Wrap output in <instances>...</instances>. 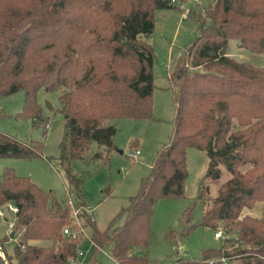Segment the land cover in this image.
Segmentation results:
<instances>
[{
    "label": "trees",
    "instance_id": "obj_1",
    "mask_svg": "<svg viewBox=\"0 0 264 264\" xmlns=\"http://www.w3.org/2000/svg\"><path fill=\"white\" fill-rule=\"evenodd\" d=\"M183 1L0 0V98L23 92L17 115L46 128L37 92L56 93L64 117L59 158L95 252L108 248L117 264H153L131 251L150 242L154 203L184 196L186 149L194 147L208 157L198 199L204 180H218L222 168L229 177L198 221L181 227L177 237L173 230L167 237L174 246L181 236L206 227L218 241L202 249L199 258H175L168 264H264V205L261 217L241 214L264 201V67L227 54L233 38L244 49L264 52V0H209L200 14L187 16L197 35L167 74L175 104L172 132L136 195L121 208L119 225L113 219L106 229L97 227L80 193L81 178L70 170V162L84 158L92 142L101 148L92 158L108 159L116 133L108 120L151 117L155 55L142 36L153 31L154 11L179 9ZM46 105L52 108L49 101ZM40 148L0 132V157L31 159ZM7 203L16 207L8 264H70L76 259L80 235L63 233L65 227L79 231L69 202L7 167L0 175V206ZM183 220L189 222L187 213ZM218 228L223 236L215 238ZM0 264H5L1 258Z\"/></svg>",
    "mask_w": 264,
    "mask_h": 264
},
{
    "label": "rangeland",
    "instance_id": "obj_2",
    "mask_svg": "<svg viewBox=\"0 0 264 264\" xmlns=\"http://www.w3.org/2000/svg\"><path fill=\"white\" fill-rule=\"evenodd\" d=\"M208 2L209 0H185L178 5L179 9L154 11L153 31L148 36H142L152 46L155 55L151 117L108 120L116 127L115 148L109 152L108 159L103 161L92 158V154L101 149L92 142L84 158L73 160L69 164L72 173L81 178L80 193L92 207L95 223L100 230L106 229L113 219L115 225L122 222L123 216L119 214L121 208L126 207L129 198L136 195L140 181L149 174L157 152L169 140L175 104L167 74L173 70L178 54L197 35L195 22L187 16L200 14ZM227 54L239 61L264 67V52L255 53L244 49L239 46L237 39L229 40ZM37 101L42 116L48 120L46 128L41 124L34 125L30 118L17 115L24 105L23 92L0 98V132L22 142L31 141L41 145L38 157H0V175L4 168H11L17 175L28 177L43 190L51 191L60 202L74 203V188L68 182L64 165L59 158L64 117L57 110L60 104L56 93L40 89ZM46 101L50 102L52 108L46 105ZM233 127L236 128V124ZM136 149L139 153L134 158L129 156V152ZM185 158L187 176L184 181V196L162 198L154 203L150 242L146 248H133L131 251L133 255L146 256L153 264H168L175 258L189 256L199 258L202 249L212 247L218 241L212 238V231L206 227H198L181 236L174 246L167 237L171 230L174 231V237H177L182 231L181 227L198 221L211 204L218 185L229 177L222 168L218 180H204L205 191L202 198L198 199L199 185L206 172L208 157L205 151L188 147ZM5 205L0 206L4 213L0 215V240L5 237L7 242L4 243V248L0 245V258L8 264L6 251L11 253L15 234L11 228L13 213ZM263 205L264 201H258L252 208L243 209L241 214L261 217ZM184 213L188 214L189 222L183 220ZM79 235L77 257L70 264H117L108 248L95 252L89 240L88 227L81 234L79 232ZM39 244L45 245L48 242L40 241Z\"/></svg>",
    "mask_w": 264,
    "mask_h": 264
},
{
    "label": "built area",
    "instance_id": "obj_3",
    "mask_svg": "<svg viewBox=\"0 0 264 264\" xmlns=\"http://www.w3.org/2000/svg\"><path fill=\"white\" fill-rule=\"evenodd\" d=\"M181 2L178 3V5H180ZM182 7V6H181ZM139 151L136 149L135 151H130L129 152V156H131L132 158L135 157L136 154H138ZM5 207L8 208V210H10L13 214L16 212V207L10 203H7L5 205ZM89 211V210H88ZM90 212V211H89ZM4 213L2 212L1 208H0V215H3ZM71 216L73 218L74 223L79 227V231H72L69 228L65 227L63 229V233L70 235L72 238H76L79 235V232L82 233L84 232V229L81 226V223L78 219V211L77 209L74 207V205L71 204ZM12 223V222H11ZM215 238H220L223 236L221 229H216L213 233ZM79 254H81V252H79Z\"/></svg>",
    "mask_w": 264,
    "mask_h": 264
},
{
    "label": "crops",
    "instance_id": "obj_4",
    "mask_svg": "<svg viewBox=\"0 0 264 264\" xmlns=\"http://www.w3.org/2000/svg\"><path fill=\"white\" fill-rule=\"evenodd\" d=\"M69 203H70V206H71V204L74 205V203H71V201H69Z\"/></svg>",
    "mask_w": 264,
    "mask_h": 264
},
{
    "label": "water",
    "instance_id": "obj_5",
    "mask_svg": "<svg viewBox=\"0 0 264 264\" xmlns=\"http://www.w3.org/2000/svg\"><path fill=\"white\" fill-rule=\"evenodd\" d=\"M12 235V234H11Z\"/></svg>",
    "mask_w": 264,
    "mask_h": 264
}]
</instances>
